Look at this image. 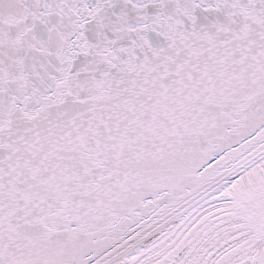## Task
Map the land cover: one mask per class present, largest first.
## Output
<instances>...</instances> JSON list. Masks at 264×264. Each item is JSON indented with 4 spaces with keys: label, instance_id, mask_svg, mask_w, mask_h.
<instances>
[{
    "label": "snow or ice",
    "instance_id": "obj_1",
    "mask_svg": "<svg viewBox=\"0 0 264 264\" xmlns=\"http://www.w3.org/2000/svg\"><path fill=\"white\" fill-rule=\"evenodd\" d=\"M0 264H264V0H0Z\"/></svg>",
    "mask_w": 264,
    "mask_h": 264
}]
</instances>
